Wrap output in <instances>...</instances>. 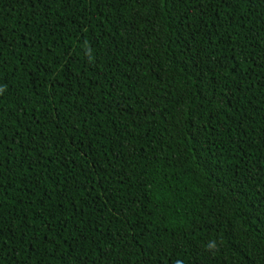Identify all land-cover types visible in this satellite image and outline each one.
<instances>
[{
  "label": "trees",
  "instance_id": "obj_1",
  "mask_svg": "<svg viewBox=\"0 0 264 264\" xmlns=\"http://www.w3.org/2000/svg\"><path fill=\"white\" fill-rule=\"evenodd\" d=\"M0 264H264V0H0Z\"/></svg>",
  "mask_w": 264,
  "mask_h": 264
}]
</instances>
